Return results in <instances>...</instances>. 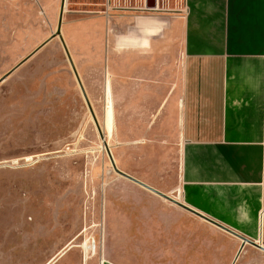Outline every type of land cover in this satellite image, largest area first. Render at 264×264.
Instances as JSON below:
<instances>
[{
	"label": "rangeland",
	"instance_id": "rangeland-1",
	"mask_svg": "<svg viewBox=\"0 0 264 264\" xmlns=\"http://www.w3.org/2000/svg\"><path fill=\"white\" fill-rule=\"evenodd\" d=\"M129 2L141 4L117 0L107 11V0H65L58 34L63 0H0V264H233L236 258L231 235L186 219L177 236L155 238L154 221L167 232L175 215L164 199L112 166L65 46L118 168L163 188L175 185L179 170L167 126L122 142L121 53L128 41L165 38L145 32L138 20L162 10L126 8ZM165 2L158 0L160 7ZM169 2L165 12L184 4ZM255 252L250 262L243 253L234 264H264Z\"/></svg>",
	"mask_w": 264,
	"mask_h": 264
},
{
	"label": "crops",
	"instance_id": "crops-1",
	"mask_svg": "<svg viewBox=\"0 0 264 264\" xmlns=\"http://www.w3.org/2000/svg\"><path fill=\"white\" fill-rule=\"evenodd\" d=\"M177 9L139 16L145 32L165 38L128 41L120 59L122 142L167 126L177 181L153 187L199 213L156 194L175 217L167 232L154 221L155 238L177 236L186 219L231 235L239 252L242 239L205 216L264 248V0H184ZM262 248L246 243L238 257L250 262Z\"/></svg>",
	"mask_w": 264,
	"mask_h": 264
},
{
	"label": "water",
	"instance_id": "water-1",
	"mask_svg": "<svg viewBox=\"0 0 264 264\" xmlns=\"http://www.w3.org/2000/svg\"><path fill=\"white\" fill-rule=\"evenodd\" d=\"M64 6H65V0H63V4H62V8H61V11H62V12H61V15H60V20H59V25H58V34H61V26H62V21H63V11H64ZM147 7H148V8H155V7H156V0H147ZM64 46H65V45H64ZM65 49H66V52H67L68 57H69V59H70L71 65H72V67H73V69H74V72H75V74H76V77H77V79H78V82H79V84H80V87H81V90H82V92H83V95H84V97H85V99H86V101H87V103H88L89 109H90V111H91V113H92V116H93L94 122H95V124H96V126H97V128H98V131L100 132V135H101L102 139L105 141V148L107 149V152H108V155H109V157H110V160H111V163H112V166H113L114 170H115L118 174H120L121 176L125 177L126 179H129L130 181H133V182L137 183L138 185H140V186H142V187H144V188L150 190L151 192H153V193H155V194H157V195H159V196H161V197H163V198H165V199H167V200H169V201H171V202H174V203H176L177 205H179V206H181V207H183V208H186V209H188V210H190V211H192V212H194V213L199 214L198 212H196L195 210H193V209H191L190 207L186 206L184 203L180 202V201L177 200L176 198H174V197H172V196H170V195H168V194H166V193H164V192H162V191H160V190L154 188L153 186H151V185H149V184H147V183L141 181L140 179H138V178H136V177H134V176H132V175H130V174H128V173H126V172H124V171H122V170H120V169L118 168V166L116 165V162H115V160H114V157H113V155H112V152H111V150H110V147H109V145H108V142L105 140V135H104V133L102 132V129H101V126H100L99 121H98V119H97V116H96V114H95V112H94V110H93V108H92V106H91V104H90V101H89V99H88V97H87L86 91H85L84 86H83V84H82V82H81V79H80V76H79V74H78V71H77V69H76V67H75V65H74V62H73L72 58H71L70 52H69V50H68V48H67L66 46H65ZM31 55H32V54H31ZM31 55H30V56H31ZM30 56H28L26 59H28ZM26 59H25V60H26ZM1 80H2V79H1ZM202 217H204L205 219H207V220L210 221L211 223L217 225L218 227H220V228L226 230L227 232H229V233H231V234H233V235H235V236H238V237H240V238L242 239L243 242H242V244H241V247H240V249H239V252H238L237 257L239 256L240 252L242 251V249H243V247H244V245H245L246 243H253V244H255L256 246L262 248V246H260V245H258V244H256V243H254V242L248 240L247 238L241 236V235L238 234L237 232H235V231H233L232 229H230V228H228V227H226V226L220 224L219 222H216V221L212 220L211 218H208V217H205V216H202ZM262 249H264V248H262Z\"/></svg>",
	"mask_w": 264,
	"mask_h": 264
},
{
	"label": "built area",
	"instance_id": "built-area-1",
	"mask_svg": "<svg viewBox=\"0 0 264 264\" xmlns=\"http://www.w3.org/2000/svg\"><path fill=\"white\" fill-rule=\"evenodd\" d=\"M112 1V3H111ZM116 1L117 0H107V11L111 10L112 8H116ZM137 1V0H136ZM115 2V3H114ZM141 4L140 5H131V3L129 2V5L126 6V8H135V9H138V8H144V9H154V10H162V11H165L166 9L168 10L169 9V5H170V2L169 0H166L165 4H164V7H160V4L158 3V0H156V7L155 8H148L147 7V0H140ZM169 2V4H168ZM166 6V8H165ZM118 7V6H117Z\"/></svg>",
	"mask_w": 264,
	"mask_h": 264
},
{
	"label": "bare ground",
	"instance_id": "bare-ground-1",
	"mask_svg": "<svg viewBox=\"0 0 264 264\" xmlns=\"http://www.w3.org/2000/svg\"><path fill=\"white\" fill-rule=\"evenodd\" d=\"M99 134H100V132H99ZM100 136H101V135H100ZM101 138H102V137H101ZM102 140H103V139H102ZM103 142H104V145H105V141H104V140H103ZM237 255H238V253H237ZM237 255H236V258H235L233 264L235 263L236 259L238 258Z\"/></svg>",
	"mask_w": 264,
	"mask_h": 264
}]
</instances>
